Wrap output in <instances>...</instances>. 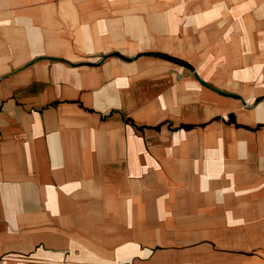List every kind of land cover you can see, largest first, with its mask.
<instances>
[{
	"label": "crops",
	"instance_id": "obj_1",
	"mask_svg": "<svg viewBox=\"0 0 264 264\" xmlns=\"http://www.w3.org/2000/svg\"><path fill=\"white\" fill-rule=\"evenodd\" d=\"M262 97L264 0H0V264H264Z\"/></svg>",
	"mask_w": 264,
	"mask_h": 264
},
{
	"label": "trees",
	"instance_id": "obj_2",
	"mask_svg": "<svg viewBox=\"0 0 264 264\" xmlns=\"http://www.w3.org/2000/svg\"><path fill=\"white\" fill-rule=\"evenodd\" d=\"M141 55H144V54H140L139 56H141ZM172 60L179 61L181 64L186 65V66H188V67H191L190 64L187 63V62H185V61H181V60L176 59V58H172ZM228 96H230V95H228ZM231 96L234 97L233 95H231ZM261 101H264V97L258 99V100H257V103H259V102H261ZM232 120H233V116L229 117V120H228L227 122H228V123H231ZM261 127H263V126L260 125L258 128H261ZM185 128L189 129V128H191V127L188 126V127H185Z\"/></svg>",
	"mask_w": 264,
	"mask_h": 264
},
{
	"label": "rangeland",
	"instance_id": "obj_3",
	"mask_svg": "<svg viewBox=\"0 0 264 264\" xmlns=\"http://www.w3.org/2000/svg\"><path fill=\"white\" fill-rule=\"evenodd\" d=\"M193 74V73H192ZM193 76L195 77V74H193Z\"/></svg>",
	"mask_w": 264,
	"mask_h": 264
}]
</instances>
